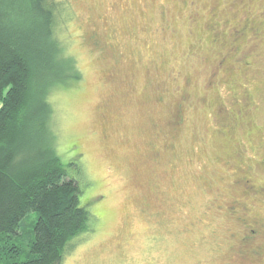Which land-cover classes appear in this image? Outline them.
<instances>
[{"label":"rangeland","instance_id":"1","mask_svg":"<svg viewBox=\"0 0 264 264\" xmlns=\"http://www.w3.org/2000/svg\"><path fill=\"white\" fill-rule=\"evenodd\" d=\"M56 1L50 127L94 219L61 264H264V0Z\"/></svg>","mask_w":264,"mask_h":264},{"label":"trees","instance_id":"2","mask_svg":"<svg viewBox=\"0 0 264 264\" xmlns=\"http://www.w3.org/2000/svg\"><path fill=\"white\" fill-rule=\"evenodd\" d=\"M60 6L0 0V264H61L94 220L50 127L51 91L79 79L56 33Z\"/></svg>","mask_w":264,"mask_h":264},{"label":"flooded vegetation","instance_id":"3","mask_svg":"<svg viewBox=\"0 0 264 264\" xmlns=\"http://www.w3.org/2000/svg\"><path fill=\"white\" fill-rule=\"evenodd\" d=\"M246 183H247V188L250 189L252 192H255V193H260L261 192L262 195H264V185L257 184L256 186H254V185L250 186L249 179L246 181ZM232 209H234V208H232ZM255 232L256 231L251 230V233H255ZM251 233H246L245 236H243L242 240L244 242H246V241L249 242L253 238Z\"/></svg>","mask_w":264,"mask_h":264}]
</instances>
